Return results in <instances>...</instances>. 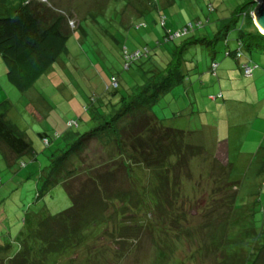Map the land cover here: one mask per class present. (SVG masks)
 I'll list each match as a JSON object with an SVG mask.
<instances>
[{
    "label": "rangeland",
    "instance_id": "obj_1",
    "mask_svg": "<svg viewBox=\"0 0 264 264\" xmlns=\"http://www.w3.org/2000/svg\"><path fill=\"white\" fill-rule=\"evenodd\" d=\"M133 1L53 0V6L56 9L52 11L56 14L59 13V10H63L69 15V20L73 22V25L78 22L79 26L68 28L69 23L67 25L64 22L65 32L71 33L67 42V53L61 54L58 60L26 91L19 92L8 82L6 68L0 57V101L9 100L12 103L8 117L20 130L26 133L35 154V160L28 154L12 160L11 155L0 144L1 240L3 238L10 240L11 236H16V232L22 227L25 216L40 215L39 212L42 208L50 215L56 214L71 204L62 183L49 187L42 196L38 197L37 195L38 192H41L39 174L48 164L49 152L57 148L62 141L61 137L59 139L57 137L45 146L38 137V132H47L49 136L54 135L55 131L62 133L69 120L78 121L77 129L80 132L90 130L94 124L93 116L96 114V110L103 113L102 111L107 108L104 103L107 98L114 101L119 98L121 93H129L136 84L145 80L143 71L150 69V65L146 63L145 59L131 61L129 58L135 50L142 49L143 46H147L149 49L158 47L162 54L165 51L168 55L174 46L183 41L201 36H212L216 31V25L221 26L228 23L231 20L229 19L231 13L238 4L248 0H174L168 6L164 5V0H157L160 10L150 6L149 0H139L142 4L148 1V9H150L144 11L141 16L135 14L137 3H133ZM208 4L213 5L212 11L208 10ZM72 9L75 15L71 13ZM159 11H162L165 18V28L160 25ZM197 20L202 23L200 27L194 26ZM189 22L193 25V29L187 35L163 42L165 29L174 32L184 25H188ZM238 22L239 20L236 23ZM139 24H144V26L138 28ZM82 27L84 28L83 32ZM72 28L75 30L71 32ZM209 31H213L212 34ZM236 34L235 27L230 29L228 35L235 36ZM230 45L233 47L235 44L230 40L229 47ZM124 47L129 58L124 54ZM221 47H225V44L224 40L220 39L213 45L188 44L182 52L181 69L182 71L189 70L185 72L187 74L183 78V82L175 84L152 106L156 115L167 117L166 121L177 125V128L186 131L192 126L193 131L194 126L197 128L190 140L192 143L189 146L191 152L186 151L185 157L188 158L185 164L181 167L176 166L173 172L168 173L169 176H172V184H175L176 179L179 178L180 186L189 192V196L186 197L188 205L184 209L179 206L184 203L179 202V205L176 204L172 207L168 205L163 212L155 209L152 213L154 215L152 218L155 219L148 222L150 228L155 226L153 227L155 232L144 229L140 231L141 237L136 243L128 244L126 248L121 244L122 250L120 251L123 254L119 261L115 260V256L111 261H103V257L106 258L107 254L111 257V251L105 249L107 252L104 256V246L95 243L97 237L87 239L88 245H79L74 251L75 261L80 262L79 264H221V261L216 260V250L214 252L203 250V244L206 243L203 240L205 236L201 235L202 233L197 229L198 225L203 224L202 212L206 214L212 208L216 210L211 212L209 222L214 230L230 217L228 207L217 205L219 201L215 198L209 200V205L203 207L207 200V192L216 195L215 191H219L218 186H211L216 183L229 186L227 192L230 198L228 201L231 200L233 194L237 197L233 204L236 210L231 212L234 213L231 216L234 218L233 227L235 230L242 226L243 220L248 216L255 231L263 229L264 171H260L262 158L260 155L249 154V152L254 149L258 150L259 146L263 147L264 145V99L258 103V97L248 98L246 96L251 94L254 96L256 90V93L264 97V73L255 85L250 83L258 71L264 72V52L259 55L256 52L252 53L259 59L252 76L248 77L240 72L234 79L235 83L233 81L227 83L224 79L221 83L222 87L218 88L217 77L210 72L208 65L212 59L217 62L221 61L223 58L220 52L222 51ZM213 54L216 56L213 57ZM163 56L166 57L165 54ZM231 58L230 60L237 66ZM125 63L129 64L127 69L124 68ZM237 69L239 68L237 67ZM218 73L217 71V75ZM112 75L118 78L119 87L115 90L110 86ZM189 77L193 79L194 94L199 98L206 100L209 95L215 97L220 92L222 93L223 98L218 97L212 101L213 104L228 99V91H230L228 89L235 88L236 92L243 93V96L245 95L244 91H247V94L240 103L234 100L226 101V104L223 103L220 115L211 113L206 116L198 115V117L195 113L189 115L188 112L191 109L188 107L189 91H185ZM210 79H212L211 84L207 83ZM229 83L230 85H228ZM190 94L194 99L192 92ZM94 105L100 107L94 108ZM205 105H209L207 108L209 110L214 106H211L208 101H205ZM180 109H185L184 114L181 115ZM248 111L255 113L256 116L245 118ZM164 123L166 122L164 121ZM201 123L206 124L205 128L199 127ZM122 124L123 122L120 121V125ZM182 126L184 127L182 128ZM228 134L230 135L227 145L229 148L226 147V152L229 151L228 155L223 152L221 144L217 153L218 158L230 159L228 173H225L224 170L217 167L216 161L212 159L211 151L215 147L214 141L218 140L219 142L222 137ZM238 134L245 135V139L239 140ZM242 141L244 144L240 146ZM261 141H263L262 144H260ZM240 147L243 149L239 154ZM100 151V145L93 141L89 146L87 159H97L98 155H102ZM259 154H262V148ZM175 162L176 156L171 159L168 166L172 167ZM132 173L134 174L135 171ZM228 174L229 176H227ZM80 177L84 176L80 175ZM195 180L201 185L197 186ZM206 184L210 185L208 189L204 186ZM141 214L142 220L145 222L144 212ZM185 214H188L186 221L183 219ZM122 222L126 224L133 222L132 216L124 215ZM161 222L171 230L174 228L175 233L178 224L183 226L185 231L178 235L175 233L161 234L165 233L157 228L162 225ZM186 222L189 223L186 225ZM109 228L113 229L112 233H115V228L117 229L115 225H110ZM106 233L107 231L103 234ZM138 233L137 231L131 233L128 228L125 230V236L132 238L140 236ZM188 233H191L189 238ZM219 234L221 233L215 235ZM233 235L236 237L235 232ZM243 235L247 236L248 233L241 236ZM157 236L161 239L159 244L156 243ZM117 237H119L117 233L115 236L114 234L108 235L109 239L116 240ZM206 239L208 240L210 237H206ZM139 241L141 242L139 243ZM103 243L110 244L108 241ZM167 243L169 246L164 247ZM11 247L13 250L16 248L15 244ZM89 255L91 258H88Z\"/></svg>",
    "mask_w": 264,
    "mask_h": 264
},
{
    "label": "trees",
    "instance_id": "obj_2",
    "mask_svg": "<svg viewBox=\"0 0 264 264\" xmlns=\"http://www.w3.org/2000/svg\"><path fill=\"white\" fill-rule=\"evenodd\" d=\"M52 1L0 0V57L6 68L8 82L19 92L31 87L58 60L61 54L67 53V42L71 33L65 32L64 22L67 25L69 23L68 28L79 26L78 22L73 25V22L69 20V15L63 10H59L56 15L52 11L56 9ZM157 2V0H149V5L160 10ZM164 2V5L168 6L174 0H164ZM133 3H137L135 14L139 16L144 11L150 10L148 1L142 4L139 0H134ZM207 6L209 11L214 9L212 4ZM254 6L253 0L238 4L231 13L229 18L231 20L228 23L224 22L226 24L221 26L216 25V31L213 34V31H209L212 36H201L183 41L174 46L168 55L163 51L166 57L158 47L149 49L143 46L142 49L135 50L129 58L124 47V54L131 61L145 59L150 65V69L143 71L145 80L142 83L136 84L129 93H121L114 101L107 98L104 101L107 108L102 111L103 113L98 112L97 108L94 109L96 110L93 116L94 124L88 131H78V121L69 120L62 133L55 131L56 133L51 136L44 131L37 133L45 146L57 137L62 138L58 147L49 152L48 164L39 174L41 192L37 195L42 196L49 187L62 183L71 204L56 214L50 215L42 208L40 215L25 216L21 229L16 232V236H13L15 238L11 236L10 240L0 239V264H79L80 262L75 261L76 247L88 245L87 239L94 237H97L95 243L104 246V251L102 250L104 256L106 250L111 251V257L107 254L106 258L103 257V261H111L114 256L115 260L119 261L123 254L120 251L122 250L121 244L126 248L128 244L136 243L141 237L140 231L144 229L155 232L153 229L155 226L151 227L152 230L148 226V222L155 219L152 218L155 209L163 212L168 205L172 207L179 205V202L184 203L179 206L185 209L188 205L186 197L189 196V192L180 186L179 178L176 179L175 184H172V176L168 173L173 172L176 166L181 167L185 164L188 158L185 157L186 151L191 152L189 146L192 144L190 140L193 132L177 128V125L166 121L167 117H159L153 111L152 106L175 84L183 82L188 69L185 71L181 69L182 52L188 44L213 45L219 39L224 40L225 47H221L222 51H220L223 58L220 62L212 59L208 65L210 72L217 77L218 88L222 87L221 67L235 66L230 57L233 58L237 64L235 67H238L241 73L248 77L252 76L257 67L252 53L256 52L259 55L264 52V34L258 30L253 21ZM71 13L75 15L73 9ZM160 19V25L165 28L162 11ZM238 20L240 24L236 23ZM201 25L202 23L197 20L194 26L200 27ZM142 26L144 24H139L138 28ZM192 27L193 25L189 22L188 25L174 32L165 29L163 42L184 37L193 29ZM235 27L237 34L228 35L230 29ZM74 30L75 28H72L71 32ZM176 32L179 33L178 36L175 35ZM230 40L234 42L235 47L231 45L229 47ZM156 42L157 40L155 44ZM215 56L213 54V57ZM245 65L251 69L249 75L244 72ZM128 67L129 64L125 63L124 68ZM228 78L232 79L230 75ZM110 82L113 90L119 87L118 78L115 76H111ZM207 83L211 84L212 79ZM189 84L191 86L188 87L187 98L188 107L191 109L188 114L192 115L197 109L193 108L195 103L190 93L192 92L194 96L195 92L192 88L193 79L190 77L185 87ZM218 97L223 98L221 92L215 97L208 96L213 101ZM196 99L199 100V104L203 103V98L197 97ZM91 101H93L92 98ZM96 106L100 107L94 105V108ZM11 108L12 103L9 100L0 101V144L5 147L12 160L24 154H28L35 160L34 150L26 133L8 117ZM180 111L182 115L185 109H180ZM120 121L123 122L122 125ZM93 141L100 145V152L103 156L98 155L97 159H87L89 146ZM216 150L218 151L219 147L216 146ZM211 154L217 167L228 173L229 161L218 159L215 154L213 155V151ZM174 156H176V162L169 167L168 163H171ZM261 164L263 166L261 165L260 171H264V157ZM80 175L84 177L81 178ZM195 183L197 186L201 185L197 180ZM204 186L208 189L210 185ZM211 186H218L219 191H215L216 195L207 192V200L203 207L205 208L209 205V200L215 198L219 201L217 205L228 207L230 217L214 230L209 221L211 212L213 213L216 209L212 208L206 214L202 212L203 224L198 225L197 229L202 233L201 235L205 236L203 240L206 243L203 244V250L213 252L216 250V260L221 261V264H264V227L261 231H255L248 216L243 220L242 226L235 230L234 218L231 216L234 213L231 212L236 210L233 207L237 199L236 195L233 194L231 200L228 201L229 186L217 183ZM141 212H144L145 222L142 220ZM126 214L132 216L133 222L127 224L122 222ZM253 217L255 218L254 215ZM183 219L188 220V214H185ZM188 223L186 222V225ZM110 225L117 227L115 233L119 237L116 240L108 238V235L114 234L115 236V233H112L113 229L109 228ZM127 228L131 233L139 232L140 236L135 238L125 236ZM157 228L161 232L165 231L161 234L175 233L174 228L171 230L164 223ZM106 231L107 233L103 234ZM176 231L175 234L178 235L185 229L178 224ZM219 232L221 234L216 236L215 234ZM247 233L250 236H241ZM190 234H187L188 238ZM206 237L210 239L207 240ZM159 238L156 237L158 244L161 242ZM102 241H108L110 244H104ZM13 244L16 246L14 250L11 247ZM88 258L91 256L89 255ZM116 261L113 262L116 263Z\"/></svg>",
    "mask_w": 264,
    "mask_h": 264
},
{
    "label": "crops",
    "instance_id": "obj_3",
    "mask_svg": "<svg viewBox=\"0 0 264 264\" xmlns=\"http://www.w3.org/2000/svg\"><path fill=\"white\" fill-rule=\"evenodd\" d=\"M256 62H259V59H258V56L256 55V56H254V58H253ZM235 66H229V67H227V68H222L221 67V71H220V76H221V78H222V80L224 79V78H227L226 80H228V81H233V83H235L234 81V79L237 77V75L240 73V71L237 69V67H235ZM226 70V71H225ZM226 72V73H225ZM262 73H264V72H261V71H258L256 74H255V76L253 77V79L250 81V83L252 82L254 85H255V83L257 82V81H259L260 79H261V77H263V75H262ZM230 75V78H232V79H229L228 78V76ZM256 77V78H255ZM255 78V79H254ZM201 79H202V77H201ZM203 83V82H202ZM206 84V83H205ZM233 85H235V84H233ZM189 86H191V84H189L187 87H186V89H185V91H187L188 90V87ZM234 87V86H233ZM230 91H228L229 93H228V99H225V100H223L224 102H214V104H213V100L211 99V98H207L206 100H202L203 101V103L202 104H199V100H197L196 98V96L194 95V103H195V109H197L196 110V116L198 117V115H207V114H209V113H211V114H218V115H220L221 114V106L223 105V103L224 104H226L225 102L226 101H232V100H234V101H237V103H240L241 102V100L243 99V97L247 94V91H244L245 92V95L243 96L242 94H238L237 92H236V89L235 88H232V89H229ZM257 91L255 90L254 91V96H253V94H251V95H248V96H246V97H248V98H251V97H258V103H261L262 101H263V99H264V97H261L258 93H256ZM205 101H208L209 103H211V106H213V108L212 109H207V108H209V105H205ZM198 103V104H197ZM202 105H205V106H202ZM200 106H202V107H200ZM249 113V114H248ZM248 113H246V116H245V118H252L253 117V115L255 114V113H251V112H249L248 111ZM254 116H256V115H254ZM205 126H206V124H204V123H201V125H199V127H201V128H205ZM207 126H209L208 124H207ZM211 126V125H210ZM194 131H196L197 130V128L194 126ZM188 131H191V132H194L193 131V126L192 127H190V129L188 130ZM238 136V139L239 140H244L245 139V135H243V134H238L237 135ZM247 137V136H246ZM229 140H230V135L228 134V135H226L225 137H222V139H221V141H219L218 142V140H215L214 141V144H215V147L217 146V148L218 147H220V144L222 145V147H223V150H224V152H226V147L227 148H229L227 145H228V143H229ZM263 143V141H261V143L260 144H262ZM243 144H244V142L242 141L241 143H240V146H243ZM264 144V143H263ZM215 147H214V149H213V155L215 154L216 155V157H217V153H218V151L215 149ZM261 148H262V154H259V151L261 150ZM242 149H243V147H240L238 150H239V154L242 152ZM228 150H227V155H228ZM238 154V155H239ZM249 154H253V155H260L261 156V158H263L264 157V145H263V147H258V150L257 149H254L253 151H250L249 152ZM218 159H220V160H223L222 159V157H220V158H218ZM229 161L230 159L229 158H225V161ZM262 161V160H261Z\"/></svg>",
    "mask_w": 264,
    "mask_h": 264
},
{
    "label": "water",
    "instance_id": "obj_4",
    "mask_svg": "<svg viewBox=\"0 0 264 264\" xmlns=\"http://www.w3.org/2000/svg\"><path fill=\"white\" fill-rule=\"evenodd\" d=\"M253 1L255 2V7L252 12L253 21L258 30L261 32L260 28L264 30V0Z\"/></svg>",
    "mask_w": 264,
    "mask_h": 264
},
{
    "label": "built area",
    "instance_id": "obj_5",
    "mask_svg": "<svg viewBox=\"0 0 264 264\" xmlns=\"http://www.w3.org/2000/svg\"><path fill=\"white\" fill-rule=\"evenodd\" d=\"M175 35L178 36L179 33L176 32ZM244 72H245V74L249 75V74L251 73V69H250V67L247 66V65H245V66H244Z\"/></svg>",
    "mask_w": 264,
    "mask_h": 264
},
{
    "label": "bare ground",
    "instance_id": "obj_6",
    "mask_svg": "<svg viewBox=\"0 0 264 264\" xmlns=\"http://www.w3.org/2000/svg\"><path fill=\"white\" fill-rule=\"evenodd\" d=\"M260 30H261V32L264 34V30H262L261 28H260Z\"/></svg>",
    "mask_w": 264,
    "mask_h": 264
}]
</instances>
